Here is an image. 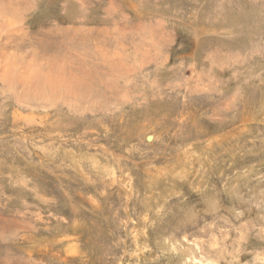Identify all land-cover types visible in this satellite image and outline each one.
I'll use <instances>...</instances> for the list:
<instances>
[{
	"label": "rangeland",
	"instance_id": "1",
	"mask_svg": "<svg viewBox=\"0 0 264 264\" xmlns=\"http://www.w3.org/2000/svg\"><path fill=\"white\" fill-rule=\"evenodd\" d=\"M0 264H264V0H0Z\"/></svg>",
	"mask_w": 264,
	"mask_h": 264
},
{
	"label": "bare ground",
	"instance_id": "2",
	"mask_svg": "<svg viewBox=\"0 0 264 264\" xmlns=\"http://www.w3.org/2000/svg\"><path fill=\"white\" fill-rule=\"evenodd\" d=\"M5 30V29H4ZM63 42V41H62ZM96 41H94V43H95ZM65 43V42H64ZM80 45V44H79ZM83 45V44H82ZM88 45V44H87ZM84 47H85V45H83ZM89 47V46H88ZM97 47V46H96ZM95 47V48H96ZM88 49V48H87ZM90 49V48H89ZM75 51H77V50H75ZM103 52V51H102ZM75 57V56H74ZM73 58V57H72ZM76 58V57H75ZM74 58V59H75ZM80 60V59H79ZM70 70V69H69ZM71 72V71H70ZM74 72V71H73ZM90 72V71H89ZM92 72V71H91ZM76 74V73H75ZM92 77V76H91ZM69 78V77H68ZM103 77H101V79H102ZM87 79V78H86ZM55 83V82H54ZM51 85V84H50ZM58 88V87H57ZM57 90V89H56ZM177 174V173H176Z\"/></svg>",
	"mask_w": 264,
	"mask_h": 264
}]
</instances>
